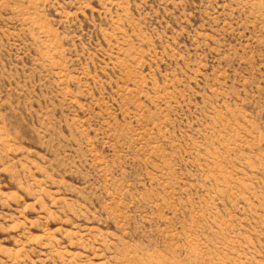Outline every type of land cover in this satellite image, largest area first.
<instances>
[{
	"label": "rangeland",
	"instance_id": "1",
	"mask_svg": "<svg viewBox=\"0 0 264 264\" xmlns=\"http://www.w3.org/2000/svg\"><path fill=\"white\" fill-rule=\"evenodd\" d=\"M0 264H264V0H0Z\"/></svg>",
	"mask_w": 264,
	"mask_h": 264
}]
</instances>
